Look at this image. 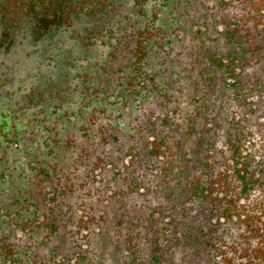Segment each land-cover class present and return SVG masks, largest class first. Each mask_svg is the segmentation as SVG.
Segmentation results:
<instances>
[{"label":"flooded vegetation","instance_id":"flooded-vegetation-1","mask_svg":"<svg viewBox=\"0 0 264 264\" xmlns=\"http://www.w3.org/2000/svg\"><path fill=\"white\" fill-rule=\"evenodd\" d=\"M0 264H264V0H0Z\"/></svg>","mask_w":264,"mask_h":264}]
</instances>
